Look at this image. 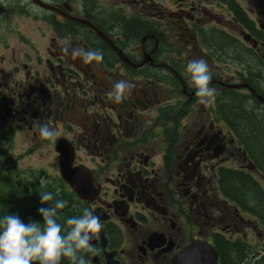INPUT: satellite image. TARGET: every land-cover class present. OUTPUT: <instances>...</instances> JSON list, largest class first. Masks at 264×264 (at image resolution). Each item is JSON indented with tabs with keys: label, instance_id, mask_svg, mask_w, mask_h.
Instances as JSON below:
<instances>
[{
	"label": "flooded vegetation",
	"instance_id": "af4514ba",
	"mask_svg": "<svg viewBox=\"0 0 264 264\" xmlns=\"http://www.w3.org/2000/svg\"><path fill=\"white\" fill-rule=\"evenodd\" d=\"M169 1L42 0L53 6L46 8L0 0V133L16 156H22L17 147L25 154L19 165L32 154L43 158L42 147H49L55 176V145L72 146L73 166L85 168L94 187L87 199L77 197L103 225L91 243L98 249L92 264H108L112 251L119 264H171L194 241L218 249L219 264V249L228 244L241 248L244 264H264L262 210L256 206L254 213L245 207L253 205L231 197L227 184L230 174H242L264 198V165L226 111L233 95L264 114L258 98H264V19L252 0L251 7L235 0L250 26L237 24L230 0ZM69 16L89 21L112 44ZM131 25L145 31L138 37ZM215 32L237 41L222 48L257 55L259 70L234 64V72ZM88 51L102 53V61L73 55ZM198 59L216 90L209 106L197 102L185 72ZM119 81L130 91L115 103ZM238 84L248 86L229 87ZM40 125L56 133L55 143L39 137Z\"/></svg>",
	"mask_w": 264,
	"mask_h": 264
},
{
	"label": "clouds",
	"instance_id": "9594fccd",
	"mask_svg": "<svg viewBox=\"0 0 264 264\" xmlns=\"http://www.w3.org/2000/svg\"><path fill=\"white\" fill-rule=\"evenodd\" d=\"M66 51V49H65ZM81 55L86 62H100L103 59L99 51L73 53ZM185 72L195 86V95L200 105L209 106L216 98V90L210 87L212 79L207 63L203 59L187 63ZM130 91L125 81L114 84L111 96L115 103H120ZM38 135L42 140L55 143L56 133L48 125H40ZM50 181L40 178L39 184L44 188ZM59 196V189H56ZM53 193H39L40 204L53 201ZM68 206V201L56 199L52 206L40 207L38 214L43 223L31 221L24 223L16 215L0 217V264H61L66 259L68 264H87L85 255H97L98 249L90 241L102 229L99 217L88 208H83L81 215L65 219L66 227L58 223V211Z\"/></svg>",
	"mask_w": 264,
	"mask_h": 264
},
{
	"label": "trees",
	"instance_id": "16d2710c",
	"mask_svg": "<svg viewBox=\"0 0 264 264\" xmlns=\"http://www.w3.org/2000/svg\"><path fill=\"white\" fill-rule=\"evenodd\" d=\"M227 4L236 12L238 18L242 20V23L250 26L246 14L235 0H230ZM238 11L240 14H238ZM129 27L135 29L132 25ZM135 30L138 31L135 34L138 37L145 31L143 25L136 26ZM130 33H133V30H130ZM223 34L222 32H215L214 37H216V39L213 41L215 45L218 46V49H225V51H228V46L230 45H226L227 47L223 48L221 45L225 44L224 42L235 43L237 41L232 37H227L225 40L220 38L219 36H224ZM218 38L221 40H218ZM230 48L232 47L230 46ZM233 50L235 54V49ZM246 52L250 53L252 51L247 50ZM236 56L241 57L242 55ZM243 58L244 60L242 63L249 65L252 57L245 55V57H241V59ZM227 97L228 104L226 111L240 125L242 129L241 132L246 136L245 139L249 140L247 144L257 156L256 161L264 165V125H259L256 121V116H254L253 112L246 106L248 103L242 102L241 99L233 95H228ZM21 154L25 156V154ZM22 156L15 155L7 135L0 133V217L7 214L16 215L24 223L36 221L42 225L43 220L38 214L37 209L40 207L52 206L56 199H64L68 201V206L63 210H57L59 217L57 222L61 224L62 228L66 227L64 224L65 219L81 215L82 209L86 208V206L77 195L67 187L60 176H47V173L43 170L28 171L27 169H21L19 160ZM41 177L46 181H50L44 188H41L39 184ZM227 184H232V194H236L230 195L231 197H238L244 204L249 203L253 205V208L250 206L245 207L253 210L254 213H258L256 209L257 206L262 210L261 212L264 215V202H262L264 198L259 187L252 179L242 174L232 173L227 179ZM56 189H59V196H56ZM44 191L53 193L54 199L48 202V205L40 204L39 193H43ZM219 251H221L224 264H227L226 257L228 258V264H244L245 253L237 244H228L227 247H222ZM85 259L87 264H92V255L86 254ZM61 264H68V261L62 258Z\"/></svg>",
	"mask_w": 264,
	"mask_h": 264
},
{
	"label": "water",
	"instance_id": "95a60500",
	"mask_svg": "<svg viewBox=\"0 0 264 264\" xmlns=\"http://www.w3.org/2000/svg\"><path fill=\"white\" fill-rule=\"evenodd\" d=\"M36 4H39L43 7L53 8L52 5L45 4L42 0H33ZM254 6L259 15L264 17V0H253ZM56 10V8H54ZM70 19L80 22L84 25H87L93 29L98 36L103 38L108 43L112 44L111 41L100 33L94 25H92L89 21L80 18H74L69 16ZM250 35L246 36V39H249ZM118 52L120 59L124 60L122 53L116 49ZM243 85H234L229 87H240ZM259 100L263 101V97H258ZM55 150L59 154V171L60 176L70 187L74 190L77 196L80 199H87L90 190H94L91 174L83 167H74V152L72 146L69 143H64V141L59 140L55 145ZM101 242L103 248L106 247L107 239L104 238L103 234H100ZM92 243V240L90 241ZM116 252H106V260L108 264H119L117 260H115ZM97 259V255L93 256V260ZM171 264H219L218 263V253L216 248L212 245L199 243L194 241L192 244L188 245L185 249L182 250L180 254L175 256L172 259Z\"/></svg>",
	"mask_w": 264,
	"mask_h": 264
},
{
	"label": "rangeland",
	"instance_id": "374dc122",
	"mask_svg": "<svg viewBox=\"0 0 264 264\" xmlns=\"http://www.w3.org/2000/svg\"><path fill=\"white\" fill-rule=\"evenodd\" d=\"M240 1L242 2L243 6L249 7L250 3L247 0H240ZM168 2L172 3L169 0H168ZM172 7L175 8V6H172ZM250 7H251V5H250ZM218 40H221V39L218 38ZM229 48H228V52H227V57H228V60L231 61V63H227V64L232 68V70L234 72H236L234 64H236V65L243 64L242 61L244 60V58L241 59V57L242 56L245 57V55H249V53H245L242 50H236L237 54H239L240 56L242 55L241 57H237L236 54H234L233 48H230V50H229ZM240 52H242V53L240 54ZM249 56L252 57L251 60H253V61L250 60V64L248 65L249 68L254 72L258 71L259 65L255 61V59H257L258 56L257 55H249ZM227 99H228V97L226 98V101H227ZM246 103H248V104H246V106L251 110V112H254L253 115L256 116L255 118H256V121L259 123V125H264V114L258 112L255 103L252 101L251 102L247 101ZM242 138L243 139L246 138V136H244L243 133H242ZM16 150L20 151L22 153L20 148L17 147ZM42 152L44 154L43 158H41L38 155L32 154L30 156V158H27L22 163H20V165H19L20 168L21 169H27V168L31 167V168H34L35 170H43L44 172H46L50 176H55L56 171L52 167L53 161L51 158H49L47 156V154H50V148L44 146V147H42ZM52 155L54 156V154H52ZM40 159H42V160H40Z\"/></svg>",
	"mask_w": 264,
	"mask_h": 264
}]
</instances>
